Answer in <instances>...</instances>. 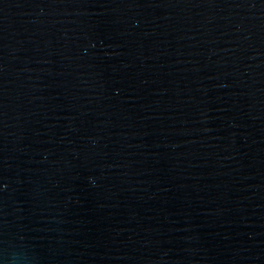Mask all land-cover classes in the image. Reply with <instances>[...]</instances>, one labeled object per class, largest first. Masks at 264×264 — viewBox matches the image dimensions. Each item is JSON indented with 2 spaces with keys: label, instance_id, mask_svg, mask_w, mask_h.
<instances>
[{
  "label": "water",
  "instance_id": "obj_1",
  "mask_svg": "<svg viewBox=\"0 0 264 264\" xmlns=\"http://www.w3.org/2000/svg\"><path fill=\"white\" fill-rule=\"evenodd\" d=\"M0 264H264V0H0Z\"/></svg>",
  "mask_w": 264,
  "mask_h": 264
}]
</instances>
